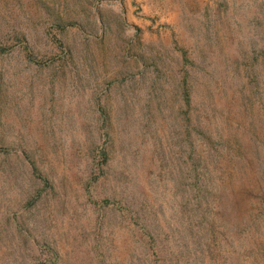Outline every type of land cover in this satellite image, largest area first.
I'll list each match as a JSON object with an SVG mask.
<instances>
[{"label": "rangeland", "instance_id": "374dc122", "mask_svg": "<svg viewBox=\"0 0 264 264\" xmlns=\"http://www.w3.org/2000/svg\"><path fill=\"white\" fill-rule=\"evenodd\" d=\"M262 47L264 0H0V264H189L171 257L192 246L188 213L201 220L178 207L202 159L216 211L248 218L264 196V64L249 97L236 76ZM184 74L225 141L194 159ZM254 233L231 264L251 263ZM200 252L192 264H214Z\"/></svg>", "mask_w": 264, "mask_h": 264}, {"label": "trees", "instance_id": "16d2710c", "mask_svg": "<svg viewBox=\"0 0 264 264\" xmlns=\"http://www.w3.org/2000/svg\"><path fill=\"white\" fill-rule=\"evenodd\" d=\"M56 27L60 30H63L65 25L60 21H57ZM256 51L258 52L254 53L250 59L243 60L242 63L240 61L241 66H243V70L239 71L236 77L238 78L239 76V78H242V96L246 92L247 96L249 97L253 87V91L255 92H258L261 87V81L263 78L261 76L263 69L262 65L264 64V57L262 55H264V47L261 49L256 48ZM139 59L141 62L142 57L140 56ZM142 63L144 62L142 61ZM186 75L187 74H184V76L179 79L180 91L176 93V95H179V97L182 98L186 105L184 110L186 117L182 123H177V127L181 133L184 131L185 143L187 142V144H189V148H191L192 154L189 153L188 158L194 159L193 154L197 153L196 146H200L204 142H208L209 146L213 147L214 145L224 143L225 141H223V137L221 136L220 128L217 127V130L213 132L214 127L212 125V121L208 120L203 113L206 108L200 110L196 104L193 103V91L192 87L189 85V81L187 82ZM207 123L208 125H206ZM210 133H215L216 137L212 136ZM158 142L159 140L156 143L158 144ZM187 171L191 181V184L188 183V186L190 185L191 189L187 187V189H189V194L187 192V199L186 201L181 202L183 204H181L178 208L180 211L182 210L185 213L186 204L188 206L190 202H194L193 212L194 214L198 215L200 213L201 220L196 222L198 226L195 225L192 217L188 213L187 235L190 236L189 241L191 242L192 246L188 253L183 256L178 252V250H180L179 244L176 245V250H172L176 253H173L174 256L171 257V260L179 262L184 260L185 263L192 264L191 261L193 259H198V254L201 248L200 253L203 260H207L214 264H231V262L235 261L240 254L246 256L245 250H237L238 242L236 241H244L245 236L248 235L250 231L251 235L254 236L255 230L257 232V237L255 240H250L249 242L255 243L258 248L255 251V255L253 256L251 263L249 264H264V196L259 199L260 202L258 207L255 208L256 211L250 212L248 218H246L245 215H243L238 210L237 206L232 207L231 204L227 212L223 215H220L219 212L216 211L217 203H212L207 199L208 189L205 185L206 179L209 177L211 178L212 173L216 171L215 168L212 167L207 160L202 159L195 161V163H189ZM190 190L192 195H190ZM145 199L150 204L153 203L152 200L146 197L144 200ZM135 201L137 202L138 200L135 199ZM127 215H129L131 218L133 216H137L136 212L133 210H129V213L127 211ZM199 225L202 226L200 227ZM202 230L203 234L205 235L204 240L198 236V232H202ZM219 236L226 238L229 243L222 242L224 243V247L222 249H212L210 244L214 241L218 243ZM233 238H235L234 241ZM248 239H251L250 234L246 240ZM154 240L156 241L155 237L150 236L144 244L147 246L150 245V247L153 246L154 248ZM219 240L221 239L219 238ZM155 253L156 252L152 251V254ZM152 262L155 264H160L164 261L163 258L158 256L157 259H152Z\"/></svg>", "mask_w": 264, "mask_h": 264}]
</instances>
